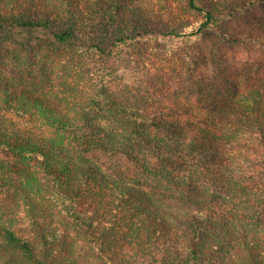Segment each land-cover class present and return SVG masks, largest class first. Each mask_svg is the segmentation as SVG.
I'll return each mask as SVG.
<instances>
[{"label": "trees", "instance_id": "trees-1", "mask_svg": "<svg viewBox=\"0 0 264 264\" xmlns=\"http://www.w3.org/2000/svg\"><path fill=\"white\" fill-rule=\"evenodd\" d=\"M129 1L0 0V35L46 33L70 60L83 56L102 67L89 70L93 93L64 97L65 107L37 87L19 96L0 76V152L5 154L0 194L8 201L0 199V264H79L70 232L84 237L102 264H129L130 256H139L140 264H264V199L258 216H251L252 232L248 214L223 209L228 201L249 203V197L235 194H244L234 186L241 161L264 165V68L252 67L250 53L244 72L236 74L222 47L238 41L264 48V32L214 29L224 18L205 0H182L178 8L204 18L195 30L180 34L179 19L159 29L143 5ZM156 5L172 12L168 0ZM97 17L101 20L94 23ZM150 33L197 38L210 33L217 39L219 74L202 71L196 77L197 70L188 69V88L166 87V97L150 101L105 90L117 79L107 59L133 61L129 52L151 40ZM210 53L204 60L212 63ZM9 114L40 118L60 140L9 128ZM65 132L82 145L127 156L151 182L134 183L76 158L62 145ZM21 204L31 231L16 227L13 209ZM55 216L61 235L51 228ZM239 216L244 222L233 227ZM42 218L46 223L39 222Z\"/></svg>", "mask_w": 264, "mask_h": 264}, {"label": "rangeland", "instance_id": "rangeland-1", "mask_svg": "<svg viewBox=\"0 0 264 264\" xmlns=\"http://www.w3.org/2000/svg\"><path fill=\"white\" fill-rule=\"evenodd\" d=\"M168 1L172 12L159 11L156 8L157 0H132L129 2L131 5H143L146 8L144 14L149 16L150 21L158 22L159 29L165 28L166 24L173 19H179L176 31L180 34H184L182 32L188 34L195 30L203 20V13L178 8L182 5V0ZM205 2L219 14V18H224L212 28L217 27L216 29H228L235 32L255 30L259 34L264 32V0H205ZM100 20L101 18H94V23H98ZM48 36V34L40 32L2 33L0 35V76L14 84L13 88L19 96H21V90L37 87L42 92L48 93L59 107L66 106L63 101L64 97L90 96L94 87L88 80L89 70L102 68L97 63L99 61L95 62L94 59L83 56L70 60L69 54L63 49L55 47ZM149 36L151 40L148 42L142 40L138 44L136 52H129L128 56L133 61L129 62L125 58L123 59V56L107 59L106 67L111 69L117 79L104 85L105 90L113 91L117 96L150 101L166 97V87L188 88V69L197 70L196 77H199L202 71L209 76L213 70L219 74V67L215 68L217 66L215 62H218V66L221 67L215 49L217 48L215 45L217 39L210 33L201 38L171 34L164 36L161 33H150ZM222 47L223 50L228 51L225 55L227 63L231 66L234 65L236 74L244 72L243 63L250 53L254 56L252 67L264 68V48L250 43L241 45V42L238 41H232ZM208 52H211L212 60L214 58L212 63L209 59L204 60V57L209 55ZM176 71H179V75H176ZM191 89H195V92L199 90L198 87L193 86ZM7 118L10 124L9 128H22L45 139L60 140L59 132L46 125L38 117L28 120L15 114H9ZM64 135L66 140H63V147L76 158L84 157L91 160L107 173H116L134 183L139 181L149 184L151 182L147 176L143 175L139 165L127 156L117 154L112 149L82 145L74 133L65 132ZM248 143L253 144L251 141ZM0 156H5V154L0 152ZM234 179V181H239L237 186L234 185L235 188L244 192V194L239 191L235 193L238 199L246 200L249 197V203L247 201H228L224 202L223 209L228 214L230 212L240 213L239 215L248 214L250 218L248 215L245 218L248 219L249 231L252 232L255 229L252 223L256 221L251 219V216H258L261 211L258 206L263 202L260 200L264 199V165L255 166L253 163L242 160L238 167V174H234ZM5 196V192L0 194L3 203L8 202ZM251 202L252 204H250ZM254 203L256 205H253ZM10 206L14 205L11 203ZM13 212L18 220L16 227H21L26 232L33 230L32 220L23 204L18 208L14 207ZM240 221L244 222V218L239 216V220L233 227L239 228L238 222ZM39 222L46 223L43 218ZM50 224L57 235L62 234L63 228L56 216ZM246 224H248L247 221ZM47 234L51 236L49 232ZM70 236L74 240L75 256L79 260V264H102L84 237L78 236L75 232H70ZM128 259L130 260L129 264L141 263L139 256H130ZM143 264L159 263L146 261Z\"/></svg>", "mask_w": 264, "mask_h": 264}]
</instances>
